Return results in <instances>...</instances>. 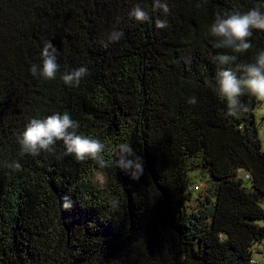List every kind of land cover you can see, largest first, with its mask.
Returning a JSON list of instances; mask_svg holds the SVG:
<instances>
[{"label": "trees", "instance_id": "obj_1", "mask_svg": "<svg viewBox=\"0 0 264 264\" xmlns=\"http://www.w3.org/2000/svg\"><path fill=\"white\" fill-rule=\"evenodd\" d=\"M166 2L167 14L153 0H0V264H253L264 210L243 182L264 195L256 99L241 97L249 111L230 117L206 80L264 49L261 30L246 53L215 47V13L264 11V0ZM135 5L149 21L129 16ZM114 29L124 35L110 42ZM48 41L59 53L55 80L29 70ZM219 55L237 60L220 65ZM81 66L89 75L65 85L60 76ZM55 112L111 149L129 142L143 175L64 156L62 142L54 153H23L28 121ZM14 161L20 169L7 166ZM195 169L204 184L189 204Z\"/></svg>", "mask_w": 264, "mask_h": 264}, {"label": "clouds", "instance_id": "obj_2", "mask_svg": "<svg viewBox=\"0 0 264 264\" xmlns=\"http://www.w3.org/2000/svg\"><path fill=\"white\" fill-rule=\"evenodd\" d=\"M200 7L199 4L196 5ZM153 9L167 14L169 7L166 0H153ZM129 16L139 22L149 21V14L139 5H135ZM156 27H168L167 20H156ZM254 30L264 31V11L260 7H253L246 12L238 10L216 12L210 25L209 35L218 42L215 47L230 49L233 53L243 54L253 48L251 37ZM124 33L112 30L108 36L110 42L119 41ZM58 49L51 41L44 44L41 51V64H33L30 72L33 76L39 75L46 80H55L59 71L57 63ZM217 60L220 65H231L237 60L236 55H219ZM239 74V75H238ZM89 75L86 67H79L64 72L60 79L67 86L78 87L82 79ZM206 83L217 93L221 100L226 102L227 115L239 118L249 111L241 97L248 95L264 102V49L256 52L254 59L248 63H235V67L220 68L213 79ZM189 104L197 103L196 97H191ZM80 124L68 112H55L45 118H31L25 125L19 137V144L23 153L32 156L39 155L42 151L54 153L57 142H62L64 156H73L77 161L91 159L103 168L115 167L124 170L131 179L138 180L144 172V161L135 154L129 142L120 143L115 149L109 148L99 138L80 134ZM109 158H105V153ZM13 170L20 169L19 162L7 165ZM63 207L70 208L68 198L65 197ZM111 207L118 208L119 201H109Z\"/></svg>", "mask_w": 264, "mask_h": 264}, {"label": "rangeland", "instance_id": "obj_3", "mask_svg": "<svg viewBox=\"0 0 264 264\" xmlns=\"http://www.w3.org/2000/svg\"><path fill=\"white\" fill-rule=\"evenodd\" d=\"M253 117L257 126L258 136L260 139L261 148L264 150V102L255 100V105L253 108ZM188 175L191 180V184L196 186L195 189H192L191 198L189 200V204L193 203L195 196L198 194L199 190L202 188L204 184V178L199 176V171L197 169L191 170L188 172ZM105 179V175L101 172L96 170L93 174V181L97 182V184H103ZM243 184L246 186L247 190L250 191L257 203L262 207L264 210V195L255 192L249 185L247 181H244ZM258 224L264 225V219L255 220ZM252 258L256 261L255 264H262L264 263V245L261 243L254 244L252 246Z\"/></svg>", "mask_w": 264, "mask_h": 264}, {"label": "built area", "instance_id": "obj_4", "mask_svg": "<svg viewBox=\"0 0 264 264\" xmlns=\"http://www.w3.org/2000/svg\"><path fill=\"white\" fill-rule=\"evenodd\" d=\"M251 262H253V264H255V263H256V261H255L254 259H252V260H251ZM262 264H264V263L262 262Z\"/></svg>", "mask_w": 264, "mask_h": 264}]
</instances>
